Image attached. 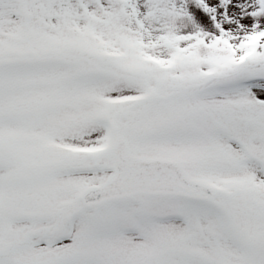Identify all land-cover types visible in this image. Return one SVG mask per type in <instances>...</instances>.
I'll use <instances>...</instances> for the list:
<instances>
[{"label": "snow or ice", "instance_id": "snow-or-ice-1", "mask_svg": "<svg viewBox=\"0 0 264 264\" xmlns=\"http://www.w3.org/2000/svg\"><path fill=\"white\" fill-rule=\"evenodd\" d=\"M0 264H264V0H0Z\"/></svg>", "mask_w": 264, "mask_h": 264}]
</instances>
